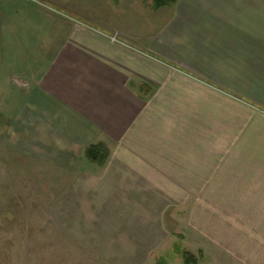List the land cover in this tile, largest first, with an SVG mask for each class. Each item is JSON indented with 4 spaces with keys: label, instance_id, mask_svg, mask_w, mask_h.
<instances>
[{
    "label": "crops",
    "instance_id": "1",
    "mask_svg": "<svg viewBox=\"0 0 264 264\" xmlns=\"http://www.w3.org/2000/svg\"><path fill=\"white\" fill-rule=\"evenodd\" d=\"M173 5L140 44L86 25L57 33L60 45L24 50L14 90H0L1 127L16 107L8 149L59 168L68 205L97 215L99 231L118 229L137 257L165 240L166 212L197 194L192 182L232 183L226 196L264 230V163L250 155L264 150V0ZM100 142L111 149L104 167L80 153Z\"/></svg>",
    "mask_w": 264,
    "mask_h": 264
},
{
    "label": "rangeland",
    "instance_id": "2",
    "mask_svg": "<svg viewBox=\"0 0 264 264\" xmlns=\"http://www.w3.org/2000/svg\"><path fill=\"white\" fill-rule=\"evenodd\" d=\"M47 1L0 0V90H14L17 65L26 61L23 51L60 45L57 33L62 39L66 30L72 35L86 25L107 33L114 41L133 40L140 44L158 35V27L168 21L175 3V0H53L59 4ZM42 16L51 20L41 21ZM13 102L7 103L11 107H6V118L1 120L4 126H0V264H157L158 259L167 264H185L183 250L192 253L197 264H264V230L254 227L252 215L241 212L244 208L239 200L226 196L235 186L229 183L218 189V184L206 185L205 181L192 182L196 195L181 197L180 201L176 198L181 205L166 212L165 240L149 255H140L144 257L138 259L133 251L128 252L129 239L122 237L123 244L117 243L118 229L108 227L101 232L94 226L97 215L68 205L69 200L67 203L63 195L69 182L63 179L61 170L58 172L59 168L52 169L50 163L33 158L24 150L8 149L3 129H7L15 115ZM200 122L199 119L198 127L202 125ZM201 132L198 128V141L203 138ZM250 155L259 160L257 164L264 163V150H255ZM255 168L264 172L263 166ZM86 218H92L89 220L92 223H85Z\"/></svg>",
    "mask_w": 264,
    "mask_h": 264
},
{
    "label": "trees",
    "instance_id": "3",
    "mask_svg": "<svg viewBox=\"0 0 264 264\" xmlns=\"http://www.w3.org/2000/svg\"><path fill=\"white\" fill-rule=\"evenodd\" d=\"M85 158L98 167H104L109 160L110 150L106 143L91 144L84 151ZM185 264H197L196 257L189 251L183 250ZM157 264H167L163 259H158Z\"/></svg>",
    "mask_w": 264,
    "mask_h": 264
}]
</instances>
